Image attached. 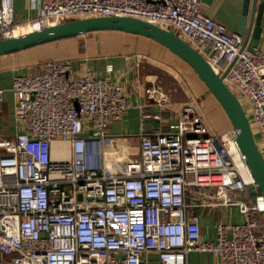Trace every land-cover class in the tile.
I'll list each match as a JSON object with an SVG mask.
<instances>
[{"label": "built area", "instance_id": "obj_1", "mask_svg": "<svg viewBox=\"0 0 264 264\" xmlns=\"http://www.w3.org/2000/svg\"><path fill=\"white\" fill-rule=\"evenodd\" d=\"M29 6L36 16L19 24L12 0H0V39L25 26L103 16L173 30L218 76L230 66L223 81L264 141V47L243 46L241 35L203 14V0H29ZM71 71L69 61H49L38 74L12 79L13 113L23 128L0 139V264H146L149 252L161 264H186L190 251L210 253L218 264H264V201L242 172L251 177L237 131L216 137L189 102L174 129L153 138L141 111L139 159L127 162L122 150L103 148L110 123L130 107L126 93L109 75L70 79ZM153 94L147 90L149 99ZM3 95L0 88V101ZM166 103L161 93L157 105ZM54 141L68 145L67 159L52 157ZM200 207H236L244 220L218 221L214 238L202 239L194 212Z\"/></svg>", "mask_w": 264, "mask_h": 264}, {"label": "crops", "instance_id": "obj_2", "mask_svg": "<svg viewBox=\"0 0 264 264\" xmlns=\"http://www.w3.org/2000/svg\"><path fill=\"white\" fill-rule=\"evenodd\" d=\"M244 0H203L202 12L207 17L226 26L229 32L237 33L242 17ZM249 2L246 25L241 35L244 39L248 27L249 15L252 9ZM262 4L260 16V35L252 37L255 16L258 5ZM13 18L16 23L25 24L36 16V10L30 9L29 0H12ZM245 45L247 47H264V0H255L253 24L250 28ZM49 61H69L72 71L70 79L89 74L92 76L109 75L117 85L121 86L127 95L130 107L121 120L110 123L103 141L104 149H120L124 153L125 161L136 162L139 159L138 127L141 111L148 114L145 128L155 138L172 129L177 121V114L186 101L182 96L196 105L204 117L210 133L222 134L232 126L218 101L207 89L183 60L171 53L158 42L131 33L120 31H96L80 36L61 39L15 53L0 55V88L4 89L3 99L0 101V139H13L22 130L23 124L14 117L15 98L11 91L12 79L21 75L38 74ZM129 66V69L126 67ZM183 70L182 84L171 72L177 68ZM171 71V72H170ZM185 87V88H184ZM147 90H154L151 99L147 97ZM176 91L175 94L173 91ZM167 97V103L162 107L157 105L160 94ZM242 99V98H241ZM194 101H197L194 103ZM243 101V99H242ZM201 103L202 108L199 106ZM203 104V105H202ZM245 103V109L247 111ZM211 111L216 122L210 123L205 118L206 112ZM251 119L249 112H246ZM254 139L263 143L259 151L264 158V141L253 129ZM59 151L64 149L66 159L69 157L68 145L59 141L52 143V157L58 158ZM259 149V148H258ZM58 160V159H57ZM200 207L194 209L199 216L202 239H213L215 224L220 221L225 225L241 223L244 217L236 207ZM146 264H161L154 252L143 255ZM186 264H218L217 259L210 253L190 251L185 257Z\"/></svg>", "mask_w": 264, "mask_h": 264}, {"label": "water", "instance_id": "obj_3", "mask_svg": "<svg viewBox=\"0 0 264 264\" xmlns=\"http://www.w3.org/2000/svg\"><path fill=\"white\" fill-rule=\"evenodd\" d=\"M250 0H244L242 17L238 34L242 35L247 21ZM249 15L248 27L244 35L243 46L246 43L250 28L253 24L254 3ZM262 4L258 5L255 16L252 37L260 35V16ZM120 31L140 35L152 39L171 53L183 60L207 89L218 101L231 126L237 131V144L244 156L250 174L264 201V158L255 142L249 120L237 96L227 87L223 78L230 66L218 76L214 73L208 62L197 53L189 44L179 38L173 30H165L147 21L127 16H103L71 19L55 25L32 29L19 35L0 39V55L15 53L41 44L71 38L96 31Z\"/></svg>", "mask_w": 264, "mask_h": 264}, {"label": "rangeland", "instance_id": "obj_4", "mask_svg": "<svg viewBox=\"0 0 264 264\" xmlns=\"http://www.w3.org/2000/svg\"><path fill=\"white\" fill-rule=\"evenodd\" d=\"M67 20H70V19H67ZM66 20V21H67ZM112 31V30H111ZM21 32H23V31H21ZM20 33V32H19ZM21 34V33H20ZM17 35H19V34H17ZM80 36V35H79ZM177 70L176 71H173V72H171L172 73V75H179V77L180 76H182V74H183V70L181 69V68H179L178 69V67L176 68ZM191 73L193 72V70L191 69H188ZM194 73V72H193ZM178 77V76H177ZM178 77V79H179V83L180 84H182V80L180 79ZM185 88V87H184ZM175 90H178L179 91V95H180V99L181 100H184V101H186V103H189L190 101L189 100H187V98H185V97H183L182 96V93H181V91L179 90V89H176V87H175ZM173 91V90H172ZM176 93V91H173V93H169V94H175ZM71 102L73 103V104H75V99H71ZM197 101H194V103H196ZM185 104V103H184ZM203 105V104H202ZM220 105V104H219ZM199 106L202 108V106H201V103H199ZM205 118L206 119H208L209 120V122L210 123H214V122H216L215 121V119H214V117H213V115H212V112L211 111H208V112H206V115H205ZM216 137H219V133H217V132H215V133H213ZM258 148H259V150L260 149H262L263 148V143L261 142V141H258ZM53 151L54 152H57L58 153V158L57 159H66V157H65V155H64V153L66 152V150H64V149H59V151L58 150H56L55 148L53 149ZM235 195L234 194H231V197H234ZM236 197H238V194L236 195ZM231 208V211H233L232 209H234V207H230Z\"/></svg>", "mask_w": 264, "mask_h": 264}, {"label": "bare ground", "instance_id": "obj_5", "mask_svg": "<svg viewBox=\"0 0 264 264\" xmlns=\"http://www.w3.org/2000/svg\"><path fill=\"white\" fill-rule=\"evenodd\" d=\"M32 29H34V28H31V27H27V26H25V27H22V28H20L19 30H17L15 33H14V35H17V34H20V33H25V32H28V31H30V30H32ZM21 31H23V32H21ZM20 32V33H19ZM239 147V146H238ZM239 163V162H238ZM240 165V164H239ZM242 172H243V174H244V177H245V179L247 180V179H253L252 178V176L250 177L249 175H246L245 174V172H244V170H242Z\"/></svg>", "mask_w": 264, "mask_h": 264}]
</instances>
